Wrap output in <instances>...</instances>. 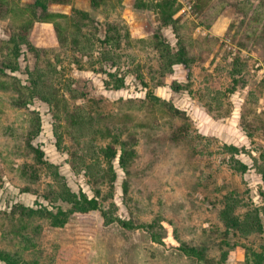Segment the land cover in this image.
I'll return each instance as SVG.
<instances>
[{"label": "rangeland", "instance_id": "374dc122", "mask_svg": "<svg viewBox=\"0 0 264 264\" xmlns=\"http://www.w3.org/2000/svg\"><path fill=\"white\" fill-rule=\"evenodd\" d=\"M32 1L16 2L22 6ZM141 1L148 5L141 6L136 0H100L93 7L90 0H69L49 9L65 13L71 7L86 10L101 38L108 22L125 27L128 37L121 35V48L116 51L134 56L131 60L138 63L147 87L133 71L126 74L123 87H105V74L89 69L87 57L79 67L71 63L70 51L59 50L51 22H34L29 35L35 46L47 51L37 60L23 46L20 69L10 72L24 82L25 67L32 68L37 62L43 65L45 59L53 60L59 53V78L71 80L77 94H83L69 98V103L81 104L92 126L108 127L134 149L127 172L117 157L112 160L115 178L111 187L89 178L81 163L92 154L82 148L95 152L94 146L106 144L108 138L94 135L77 141L63 118L58 127L62 141L57 146L50 107L39 99L25 107L14 106L9 101L13 92L0 88V249L15 252L27 264H243L245 246L259 249L264 243V231L241 235L233 228L226 230L217 213L224 196L231 194L237 199L235 214L260 207L264 229L260 174L245 152L236 157L249 168L242 174L231 169L223 151L224 144H234L257 157L264 146V0H177L178 34L198 57L188 77L180 64L173 66L172 73L160 76L152 35L159 31L171 45L176 35L171 26L161 24L159 13L150 6L159 0ZM187 3L190 9L181 11ZM14 9L15 22L25 15L31 17L28 10ZM223 9L228 25L209 32V25ZM13 24L11 19L0 18V39L8 37ZM64 24L68 28L69 21ZM46 29L51 31L50 41L43 36ZM2 52L0 46V60ZM236 57L241 71L235 76L241 77L233 86L229 70ZM173 80L184 89L173 90ZM160 81L163 84L156 85ZM148 87L179 112L147 98ZM32 111L39 116L40 130L29 136ZM27 141L57 166L71 190L96 196L111 214L134 226L125 228L116 221L105 224L97 211L73 213L58 227L50 225L46 217L21 215L17 205L67 206L60 200L51 201L53 179L36 161ZM180 242L201 248L202 259L183 255L175 248Z\"/></svg>", "mask_w": 264, "mask_h": 264}, {"label": "trees", "instance_id": "16d2710c", "mask_svg": "<svg viewBox=\"0 0 264 264\" xmlns=\"http://www.w3.org/2000/svg\"><path fill=\"white\" fill-rule=\"evenodd\" d=\"M17 0H0V18L11 19L14 21L12 29L9 31L7 38L0 39V46L3 49L0 60V88L11 90L14 95L10 98V103L14 106L25 107L33 99H39L45 102L51 109L53 117V134L56 137L57 146H60L62 134L58 130L61 125V120L65 119L67 123V131L73 139L80 141L81 139H93L97 135L100 138H108L106 144H98L94 146L95 152L89 148H82L84 153L90 151V160L82 161L83 172L93 181L104 183L107 182L109 187L115 178V171L112 160L117 157L119 166L127 172V163L131 156L135 153L134 149L128 148L126 140L118 138V135L112 133L108 127L97 126L91 124V117L86 116L81 104H70L68 99L81 97L83 94H77V89L71 85V80L60 79V68H57L56 62L60 61L59 53L54 55L53 60L45 59L43 65L38 62L32 67L28 66L23 69L26 74V80L22 82L18 77L11 74L20 69L19 57L23 53V46L31 51L37 60L40 59V54L47 51L45 48L35 46L29 39L30 31L34 22H51L54 26V34L59 50L70 51L72 55L71 63L81 67L84 62L83 57H87L90 68L93 71L105 74L103 84L105 87L119 89L125 84V76L128 72L133 71L135 78L147 87L148 84L143 80L142 74L139 72L138 63L132 62L134 56L131 53H121L120 49L121 35L128 37V30L121 27L117 23L108 22L105 28L104 36L98 37V28L93 25L95 20L90 14L83 9L71 7L69 13L52 11L49 9L50 3H66L69 0H33L31 3H26L18 6ZM141 3V6H147L145 2L136 0ZM100 0H90L93 7L99 5ZM121 0H117V3ZM177 0H159L154 4H150L151 8L156 9L159 13V20L162 25L171 26L176 35V42L171 45L166 38L159 32L155 31L152 35L153 48L156 51L158 60V69L160 76L172 73L173 66L180 64L186 70V76L190 75L191 65L197 60V56L188 50L186 40L178 34V18L174 16L179 6ZM222 5V4H221ZM248 2L246 6H248ZM251 5H249V8ZM19 8L22 13L28 10L31 17L25 15L20 17L18 22L14 19V8ZM219 12H217L218 14ZM69 21V26L64 24V20ZM59 21V22H58ZM61 21V22H60ZM208 24V23H207ZM65 25V26H63ZM211 25V24H210ZM209 25V27H210ZM93 28V29H92ZM252 27L251 29H253ZM122 31V32H121ZM249 34L251 31H247ZM241 47V44H240ZM54 51V49H51ZM125 57V58H124ZM132 59V60H131ZM96 64V65H95ZM109 66L108 69L105 66ZM238 57L230 62L229 74L233 86L235 82L240 80L241 76L237 75L241 69L239 67ZM129 66L133 68L129 69ZM123 67H127L126 70ZM10 73V74H9ZM240 75V74H239ZM163 82H157L156 85H162ZM170 87L173 90L184 89V85L176 80L171 81ZM229 89L233 90V87ZM70 96H66V94ZM145 96L149 99L158 101L168 108L178 111L171 103L163 100L156 95L152 90L147 88ZM29 130L27 135L34 136L40 130V120L36 112L32 111L29 117ZM94 128V129H90ZM76 134V138L74 137ZM80 139V140H78ZM28 142V141H27ZM91 141L89 140V143ZM117 143V146L115 144ZM27 146L32 150L36 161L42 164L46 172L53 179V188H51V201H63L67 204L65 208L61 205L52 206L51 209L44 205L32 208L24 205H17L20 208L19 213L23 216H32L34 214L46 217L50 225L54 227L62 226L73 213H88L97 211L100 213L105 224L116 221L122 227L131 228L134 225L126 219L120 218L111 214L105 208L96 196H88L84 192H75L66 184L63 176L58 172L55 164L43 158V151L31 145ZM223 151L227 153V163L229 167L238 173H244L249 167L248 165L236 157L239 153H247L252 159L255 171L260 174L264 182V146L258 150V156L252 155L245 148L237 147L234 144H224ZM98 193L99 190H95ZM263 195V192H260ZM234 201L231 194L224 196V204L218 210V216L225 226L226 230L235 229L241 235H246L251 231L263 232L262 218L258 212L259 206L243 212V214H235L233 212ZM264 206V203L262 204ZM262 208V207H261ZM263 214H264V209ZM140 226V225H139ZM161 242V240H157ZM175 248L183 255L202 259V249L197 246L188 245L180 242ZM245 261L243 264H263L264 262V243L259 245V249H252L245 246ZM226 252H222V256ZM0 261L5 264H27L15 252L0 249Z\"/></svg>", "mask_w": 264, "mask_h": 264}, {"label": "crops", "instance_id": "0c3cea01", "mask_svg": "<svg viewBox=\"0 0 264 264\" xmlns=\"http://www.w3.org/2000/svg\"><path fill=\"white\" fill-rule=\"evenodd\" d=\"M58 4H60V3H55V4H49L48 6H49V8L51 7V6H54L55 8L57 7V5ZM61 4H63V3H61ZM59 11V10H58ZM62 12H65V10H61ZM60 12V11H59ZM228 22H229V20L228 19H226V15L224 14V9H223V11H221V12H219L217 15H216V19L211 23V25H210V27H209V32H212V33H215V32H217L218 30H220V29H222V28H226V26L228 25ZM41 25H43V24H50V23H48V22H44V23H40ZM33 25H35L36 26V23H34ZM51 27V31L54 33V26H53V24H52V26H50ZM35 28V27H34ZM51 31L50 30H45L44 32H43V36H45L49 41H50V39L52 38L51 37ZM45 34V35H44Z\"/></svg>", "mask_w": 264, "mask_h": 264}, {"label": "built area", "instance_id": "2783aa9c", "mask_svg": "<svg viewBox=\"0 0 264 264\" xmlns=\"http://www.w3.org/2000/svg\"><path fill=\"white\" fill-rule=\"evenodd\" d=\"M191 5L190 4H183L182 8L180 9L181 11L188 10L190 9Z\"/></svg>", "mask_w": 264, "mask_h": 264}]
</instances>
